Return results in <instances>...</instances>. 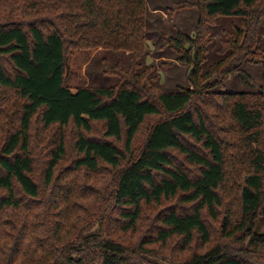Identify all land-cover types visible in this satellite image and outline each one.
<instances>
[{
    "label": "trees",
    "instance_id": "16d2710c",
    "mask_svg": "<svg viewBox=\"0 0 264 264\" xmlns=\"http://www.w3.org/2000/svg\"><path fill=\"white\" fill-rule=\"evenodd\" d=\"M178 4L200 15L195 37H165L193 88L162 92L136 71L147 0H0V264H167L174 241L186 256L168 264H264V84L204 83L255 87L244 66L264 68V0ZM221 17L242 24L201 76ZM100 48L132 53L130 70L73 92L70 54ZM84 182L103 183L95 202Z\"/></svg>",
    "mask_w": 264,
    "mask_h": 264
},
{
    "label": "rangeland",
    "instance_id": "374dc122",
    "mask_svg": "<svg viewBox=\"0 0 264 264\" xmlns=\"http://www.w3.org/2000/svg\"><path fill=\"white\" fill-rule=\"evenodd\" d=\"M187 1L194 3L195 0H147L148 14L146 21L147 44L146 51L138 62L141 66L137 68L142 73L146 68H151L150 77L156 79V84L162 92H177L182 88H193L190 83V66L180 62L177 54L166 44L165 37H177L183 33L195 37L199 28V11L195 7H183L178 3ZM182 4H184L182 2ZM177 7V8H176ZM241 18L221 17L208 26V40L210 41L205 61L201 66V76L209 73L217 63L224 60L227 54H223V41L225 32L233 31L235 27L241 26ZM132 53L124 51H113L107 49H95L91 51H74L70 54L68 85L77 92L80 87L112 88L117 86L121 78L117 74H110V68L117 67L128 71L131 66ZM245 70L253 78L255 87L243 83L237 74L226 76L213 75L205 78L204 83L217 84L211 88L210 93H253L259 91L264 84V68L262 65H245ZM209 81V82H208ZM99 131V128L96 129ZM145 131L141 134L143 140ZM82 189L92 200L97 199L95 191L102 187V182H84ZM159 209L148 211V217L153 216ZM258 230L264 232V220L258 223ZM216 231V230H215ZM134 238H127V241ZM170 262H179L185 258V254L179 251L176 241L169 244L163 252ZM165 263V262H163Z\"/></svg>",
    "mask_w": 264,
    "mask_h": 264
}]
</instances>
